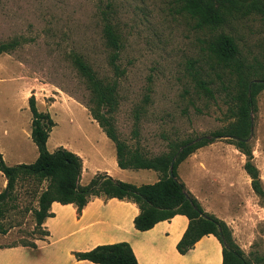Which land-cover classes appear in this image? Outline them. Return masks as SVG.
Masks as SVG:
<instances>
[{
    "label": "rangeland",
    "instance_id": "rangeland-1",
    "mask_svg": "<svg viewBox=\"0 0 264 264\" xmlns=\"http://www.w3.org/2000/svg\"><path fill=\"white\" fill-rule=\"evenodd\" d=\"M105 23L113 24L120 36L117 64L123 72L118 76L108 61ZM219 32L235 39L247 63H263L260 13L231 16L212 31L196 26L176 0H0V44H10L0 54V100L21 101L28 87L20 83L30 79L68 93L89 112V90L72 64L73 55H82L104 82L117 84L113 103L101 111L113 122L118 138L153 157L181 141L210 137L232 119L217 83L209 85L214 98L200 94L196 85V79L214 77L207 44ZM250 118L251 162L264 189V90L254 98ZM212 143L229 144L220 152L238 170L243 168L247 157L234 144L218 138ZM243 173L238 201L212 208L224 217L251 264H264V196L253 191L250 176ZM33 189L24 181L16 190L15 206L1 221L6 232H0V242L30 245L40 235L32 214L37 206Z\"/></svg>",
    "mask_w": 264,
    "mask_h": 264
},
{
    "label": "trees",
    "instance_id": "trees-1",
    "mask_svg": "<svg viewBox=\"0 0 264 264\" xmlns=\"http://www.w3.org/2000/svg\"><path fill=\"white\" fill-rule=\"evenodd\" d=\"M176 1L180 10L195 20L196 26L212 31L224 26L231 16L264 14V1L260 0ZM102 33L105 45L110 49L109 64L118 76L123 72L117 64L121 48L119 33L111 23L104 24ZM9 46V43H1L0 54L7 52ZM207 51L214 61V65H210L214 77L196 79V85L200 94L214 98V90L209 85L217 83L218 92H225L224 102L232 119L222 128L211 132L210 137L181 141L170 151L153 157L139 149H130L118 138L110 118L101 111L103 106L113 103L116 82H104L85 57L73 55L72 64L89 90L92 102V106L88 108L90 115L115 143L118 165L121 168L153 169L159 173V179L154 183L135 185L99 172L86 185H81V158L63 147H58L53 152L47 150L48 134L55 123L49 113L37 109L34 96L31 95L28 98L32 114L31 139L37 147L38 156L30 163L8 165L0 153V171L7 180L5 189L0 192V232H6L1 221L8 209L15 206L16 190L24 181H29L37 195V206L32 209V214L39 227L51 215L49 207L53 201L73 203L80 212L92 197H115L133 201L138 205L139 213L134 218V226L138 230H147L158 221L169 219L175 214L186 215L188 225L176 246L180 253L189 250L202 236L213 234L222 244V264H251L244 251L233 240L226 222L206 212L176 173L177 165L197 148L213 142L215 138L223 139L234 144L246 155L243 168L251 178V187L257 195L264 196V189L260 184L257 168L251 162L248 146L254 98L264 90V60L258 65L247 63L235 39L224 32L214 34L207 44ZM173 157V175H170ZM42 234L45 232L40 229V235ZM30 245L34 246V243L31 242ZM75 256L99 264H138L126 242L98 245L88 251L76 252Z\"/></svg>",
    "mask_w": 264,
    "mask_h": 264
},
{
    "label": "crops",
    "instance_id": "crops-1",
    "mask_svg": "<svg viewBox=\"0 0 264 264\" xmlns=\"http://www.w3.org/2000/svg\"><path fill=\"white\" fill-rule=\"evenodd\" d=\"M20 84L28 87L21 101L16 97L11 101L0 100V153L8 165L30 163L38 156L31 139L32 114L28 104L31 94L37 109L49 113L55 123L48 134L47 150L53 152L63 147L81 158V185H86L99 172L135 185L159 179V173L153 169L121 168L115 143L78 99L59 89L44 88L30 79ZM227 145L210 142L176 167L178 177L203 209L223 221L224 217L212 205L236 203L241 196L244 174V168L239 166L238 170L232 158L220 152L228 150ZM6 184L0 171V192ZM49 212L51 215L40 225L45 234L32 239L34 246L0 242V264H99L79 259L75 253L116 242L128 243L138 264H222V244L213 234L202 236L185 253L177 250L188 225L184 214H175L147 230H138L134 226L139 213L135 202L98 196L89 199L80 212L73 203L57 201L50 204Z\"/></svg>",
    "mask_w": 264,
    "mask_h": 264
},
{
    "label": "water",
    "instance_id": "water-1",
    "mask_svg": "<svg viewBox=\"0 0 264 264\" xmlns=\"http://www.w3.org/2000/svg\"><path fill=\"white\" fill-rule=\"evenodd\" d=\"M251 132H252V119H251V123H250V134H251ZM174 161H175V157L172 158L171 163H170V175H173L172 166L174 164Z\"/></svg>",
    "mask_w": 264,
    "mask_h": 264
}]
</instances>
